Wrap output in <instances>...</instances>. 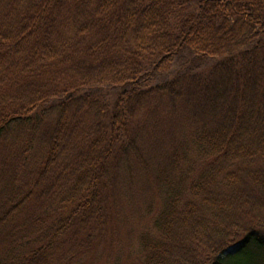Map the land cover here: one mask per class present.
Segmentation results:
<instances>
[{
	"label": "trees",
	"instance_id": "16d2710c",
	"mask_svg": "<svg viewBox=\"0 0 264 264\" xmlns=\"http://www.w3.org/2000/svg\"><path fill=\"white\" fill-rule=\"evenodd\" d=\"M0 264H264V0H0Z\"/></svg>",
	"mask_w": 264,
	"mask_h": 264
},
{
	"label": "rangeland",
	"instance_id": "374dc122",
	"mask_svg": "<svg viewBox=\"0 0 264 264\" xmlns=\"http://www.w3.org/2000/svg\"><path fill=\"white\" fill-rule=\"evenodd\" d=\"M180 64L178 62H176L173 66L172 69H176L177 67H179ZM181 129L178 127V126H175L171 131L169 130V128L167 129V138H169V133L170 132H175V133H180ZM166 138V139H167ZM169 145L167 143H163V144H159L157 146H155V143H153L152 147H150V149L152 150V154L156 152V156L160 155L161 153H166V152H170V150L168 149ZM165 148H167L165 150ZM151 154V155H152ZM157 163H161L162 164V168H165L166 164L164 163L166 161L165 158L161 157V160L159 161V157L156 159ZM154 175V173H152ZM122 186V185H121ZM124 189H122L123 191ZM131 245V250L133 252H135L137 249H138V244L136 241H131L130 243ZM238 247L237 248H233L232 252L231 253H234L235 251H237Z\"/></svg>",
	"mask_w": 264,
	"mask_h": 264
},
{
	"label": "water",
	"instance_id": "95a60500",
	"mask_svg": "<svg viewBox=\"0 0 264 264\" xmlns=\"http://www.w3.org/2000/svg\"><path fill=\"white\" fill-rule=\"evenodd\" d=\"M237 247H238V245H236V246L230 248L228 252H232L233 248H237Z\"/></svg>",
	"mask_w": 264,
	"mask_h": 264
}]
</instances>
